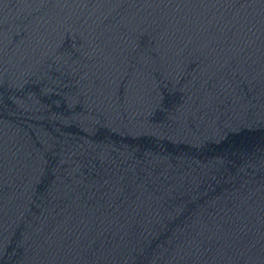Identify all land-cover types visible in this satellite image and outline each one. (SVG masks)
Listing matches in <instances>:
<instances>
[{
    "label": "water",
    "instance_id": "water-1",
    "mask_svg": "<svg viewBox=\"0 0 264 264\" xmlns=\"http://www.w3.org/2000/svg\"><path fill=\"white\" fill-rule=\"evenodd\" d=\"M0 264H264V0H0Z\"/></svg>",
    "mask_w": 264,
    "mask_h": 264
}]
</instances>
